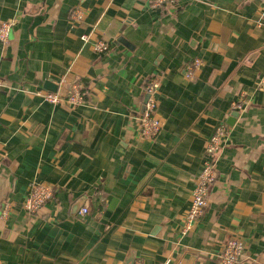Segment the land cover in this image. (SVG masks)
Here are the masks:
<instances>
[{
  "label": "crops",
  "instance_id": "1",
  "mask_svg": "<svg viewBox=\"0 0 264 264\" xmlns=\"http://www.w3.org/2000/svg\"><path fill=\"white\" fill-rule=\"evenodd\" d=\"M79 9L81 21L70 15ZM0 261L2 264H219L231 237L240 264H264V3L182 0H0ZM104 42L108 50L98 52ZM196 58L203 65L185 76ZM160 77L162 131L139 136L145 82ZM86 85V103L45 100ZM243 102L242 110H232ZM231 131L208 206L181 228L205 147ZM34 182L54 195L23 207ZM12 204L7 217L4 202ZM87 205L89 212L81 216Z\"/></svg>",
  "mask_w": 264,
  "mask_h": 264
},
{
  "label": "built area",
  "instance_id": "2",
  "mask_svg": "<svg viewBox=\"0 0 264 264\" xmlns=\"http://www.w3.org/2000/svg\"><path fill=\"white\" fill-rule=\"evenodd\" d=\"M182 0H148L149 4L155 8H177ZM264 3V0H263ZM70 18L73 21H81L83 13L79 9L72 11ZM16 19L4 20L0 23V43L8 44L11 37V32L16 24ZM98 52L108 50V45L104 42H98L95 45ZM203 65V60L196 58L189 63L185 70V76L189 80H193L195 72ZM1 84V83H0ZM161 87L160 77L152 76L145 82L144 92L146 99L143 109L139 115V136L143 140H154L162 131V120L158 113L159 101L158 93ZM259 88L264 90V77L259 81ZM89 90L86 85L74 86L68 92H56L47 90L44 94L46 101L62 106L78 107L86 103ZM243 102H235L232 105V110H242ZM231 131L225 123L220 124L215 128L214 134L208 140L205 147L204 165L200 174L195 180V186L191 193V202L183 222L181 233L188 234L200 220L204 214L208 202L210 191L215 183L217 173V161L220 153L229 144ZM54 195V188L50 184L42 182H34L28 189L23 207L28 214H37L42 206L50 200ZM12 211V204L4 202L1 215L7 217ZM89 212V207L84 205L80 209V215L84 216ZM245 255V243L238 237L229 238L224 244L219 256V264H240ZM0 264L2 262L0 261ZM136 264H141L137 262ZM161 264H170L167 260Z\"/></svg>",
  "mask_w": 264,
  "mask_h": 264
},
{
  "label": "water",
  "instance_id": "3",
  "mask_svg": "<svg viewBox=\"0 0 264 264\" xmlns=\"http://www.w3.org/2000/svg\"><path fill=\"white\" fill-rule=\"evenodd\" d=\"M46 88L49 90V91H53V92H56L58 90V85L53 83L52 81L48 80L45 84Z\"/></svg>",
  "mask_w": 264,
  "mask_h": 264
}]
</instances>
